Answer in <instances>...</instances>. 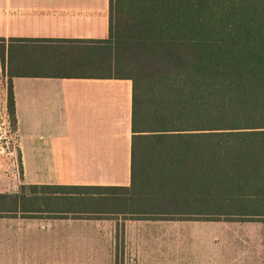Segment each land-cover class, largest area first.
<instances>
[{
    "label": "trees",
    "instance_id": "obj_1",
    "mask_svg": "<svg viewBox=\"0 0 264 264\" xmlns=\"http://www.w3.org/2000/svg\"><path fill=\"white\" fill-rule=\"evenodd\" d=\"M0 56L13 128V77L131 81L129 185L29 186L45 211L264 221V0H109L107 38H0ZM24 189L1 217L35 211Z\"/></svg>",
    "mask_w": 264,
    "mask_h": 264
},
{
    "label": "crops",
    "instance_id": "obj_2",
    "mask_svg": "<svg viewBox=\"0 0 264 264\" xmlns=\"http://www.w3.org/2000/svg\"><path fill=\"white\" fill-rule=\"evenodd\" d=\"M108 29L109 0H0V38L105 39ZM12 90L19 174L12 177L0 159V194H18L24 186L25 203L35 202V211L0 216V252L1 224L6 220L27 219L43 225L66 220L114 219L122 228L126 222L144 220L120 216L77 218L72 213L48 212L43 209V190L37 188L31 193L28 189L43 185H129L130 80L13 77ZM49 236L37 237L40 246L50 243L42 241ZM51 236L58 238V247H63L60 233ZM6 237L10 245L14 232L9 230ZM72 238L77 242V236Z\"/></svg>",
    "mask_w": 264,
    "mask_h": 264
},
{
    "label": "rangeland",
    "instance_id": "obj_3",
    "mask_svg": "<svg viewBox=\"0 0 264 264\" xmlns=\"http://www.w3.org/2000/svg\"><path fill=\"white\" fill-rule=\"evenodd\" d=\"M1 230L0 264H264V221L148 219L122 228L114 219H17L2 221ZM58 233L63 247L51 236ZM46 235L42 241L50 243L40 246L37 237Z\"/></svg>",
    "mask_w": 264,
    "mask_h": 264
},
{
    "label": "built area",
    "instance_id": "obj_4",
    "mask_svg": "<svg viewBox=\"0 0 264 264\" xmlns=\"http://www.w3.org/2000/svg\"><path fill=\"white\" fill-rule=\"evenodd\" d=\"M2 69L0 60V72ZM2 78V80H1ZM0 78V159L9 169L12 177H18L19 141L7 109V72ZM2 83V86H1Z\"/></svg>",
    "mask_w": 264,
    "mask_h": 264
}]
</instances>
